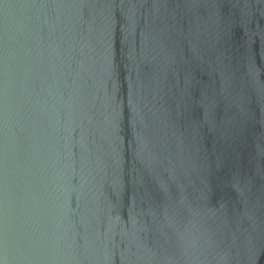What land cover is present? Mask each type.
Instances as JSON below:
<instances>
[{
	"label": "water",
	"instance_id": "1",
	"mask_svg": "<svg viewBox=\"0 0 264 264\" xmlns=\"http://www.w3.org/2000/svg\"><path fill=\"white\" fill-rule=\"evenodd\" d=\"M0 264H264V0H0Z\"/></svg>",
	"mask_w": 264,
	"mask_h": 264
}]
</instances>
